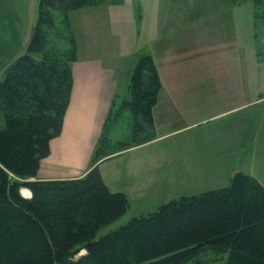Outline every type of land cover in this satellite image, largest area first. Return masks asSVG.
<instances>
[{"label": "crops", "instance_id": "1", "mask_svg": "<svg viewBox=\"0 0 264 264\" xmlns=\"http://www.w3.org/2000/svg\"><path fill=\"white\" fill-rule=\"evenodd\" d=\"M39 2L0 0V77L26 52ZM107 3L67 15L76 40L72 92L60 135L41 162L39 180L85 176L95 166L92 158L100 139L121 142L112 128L126 111L133 115L124 104L131 97L135 60L143 54L113 30V9ZM195 9L201 13L204 4ZM207 9L209 16L199 15L187 26L169 19L159 23L166 29L156 31L152 52L146 53L153 57L162 84L153 125L142 135L143 143L97 163L109 190L127 196L132 219L174 199L227 188L239 171L264 186V70L254 83L252 66L238 64L222 49V12L228 15L231 8ZM166 25L176 32L180 27V35L167 34ZM249 30L251 35V23ZM225 33L233 41L235 30ZM206 50L215 66L205 67ZM22 194L32 196L28 189Z\"/></svg>", "mask_w": 264, "mask_h": 264}, {"label": "trees", "instance_id": "2", "mask_svg": "<svg viewBox=\"0 0 264 264\" xmlns=\"http://www.w3.org/2000/svg\"><path fill=\"white\" fill-rule=\"evenodd\" d=\"M106 2L40 0L27 50L0 80V264H204L208 250L228 254L226 264H264V186L242 171L227 188L171 200L99 238L129 207L125 194L109 190L97 165L109 156L106 136L85 176L38 179L72 92L76 40L67 15ZM57 13L67 28L64 52L48 47L46 38L47 29H57ZM161 87L153 57L141 55L124 104L134 125L123 150L138 145L153 125Z\"/></svg>", "mask_w": 264, "mask_h": 264}, {"label": "rangeland", "instance_id": "3", "mask_svg": "<svg viewBox=\"0 0 264 264\" xmlns=\"http://www.w3.org/2000/svg\"><path fill=\"white\" fill-rule=\"evenodd\" d=\"M109 1L108 6H111L113 9L111 11V17L114 20V23L111 24L113 30H117L118 34L124 43L129 47H134L135 50L138 48V53L146 54L152 52L151 39L153 38L156 31L158 32L160 26L159 23L164 19L173 20V23L185 25L192 23L199 15L209 16L212 11H209L207 8L214 7V10L222 7L224 11L230 9L231 12L227 15L226 12H222L221 23L225 24L224 27H221V39H222V49L224 51L227 49V53L237 59L238 64L245 63L248 67L252 66V74L254 77V83L256 82V74L260 75L262 70H264V0H104ZM221 3V4H219ZM230 4V7L224 8L222 4ZM172 4L173 8L169 5ZM201 4H204L205 10L201 13L196 11L195 8H200ZM211 5V6H207ZM39 9V7H38ZM37 9V11H38ZM195 9V10H194ZM186 10V11H183ZM234 12H233V11ZM233 12V13H232ZM232 13V14H231ZM225 14V15H223ZM31 15L33 12L31 11ZM229 16V17H228ZM231 16V19H229ZM235 18H234V17ZM134 19L135 25L132 23L131 19ZM38 19V14L36 18V23ZM234 20V24H233ZM35 23V24H36ZM211 23V22H210ZM250 23H251V35L250 33ZM56 24L57 29L53 33L52 30L47 29L46 38L48 41V47L55 46L60 52L68 50L69 41H66L65 35L67 33V28L64 24V15L57 13L56 14ZM230 24V25H228ZM158 25V26H157ZM186 25V26H187ZM165 26V25H164ZM168 26V25H166ZM158 27V28H157ZM167 34L169 35H180V27L176 29H171L167 27ZM165 27L160 28L164 32ZM235 30L234 39L231 41L232 37L226 35V31L233 33ZM59 34V35H57ZM163 35L164 33L161 32ZM123 35V36H122ZM226 35V36H224ZM136 38L134 45L129 42ZM228 39V40H227ZM209 46L208 44L206 47ZM226 53V52H225ZM206 59L204 62L205 67L215 66V60L212 59V54L206 50ZM252 55V56H249ZM137 56V55H136ZM139 57L135 60V63ZM232 61V59H231ZM134 63V65H135ZM133 65V68H134ZM5 75L0 77V80L4 79ZM264 78V76L262 75ZM264 83V80H263ZM123 97H121L122 99ZM133 115L126 111L121 117L119 122L112 128L116 130V133H113V136L119 137L116 140L121 141L119 145L109 146L108 154L113 155L122 151V142L132 141V131H133ZM115 137V138H116ZM108 140V138H107ZM145 139L140 138V143H143ZM111 142L112 141H109ZM108 145V144H107ZM105 159V158H104ZM24 189L21 190L23 193ZM202 194V193H201ZM200 195V194H197ZM196 196V195H190ZM158 210V209H155ZM149 213L145 214L148 215ZM133 213L131 211L127 212L123 217L118 221L109 225L108 227L102 229L98 235V238L108 234L124 225H126L132 219ZM144 216V215H143ZM85 253V251L83 252ZM228 259V254L216 255L212 251H205L201 255V260L204 264H226Z\"/></svg>", "mask_w": 264, "mask_h": 264}]
</instances>
